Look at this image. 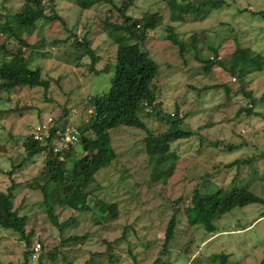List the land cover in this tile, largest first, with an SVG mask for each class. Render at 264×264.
Listing matches in <instances>:
<instances>
[{"label": "rangeland", "instance_id": "obj_1", "mask_svg": "<svg viewBox=\"0 0 264 264\" xmlns=\"http://www.w3.org/2000/svg\"><path fill=\"white\" fill-rule=\"evenodd\" d=\"M23 1L0 0V21L18 11ZM74 1H41L47 6L54 3L65 25L59 19H42L34 28L17 30L18 37L22 35L29 40L34 38L32 31L37 26L41 29L38 38L43 40L45 49L36 47L29 51L26 48L27 55L32 52L30 67H40L46 77H51L49 88L23 86L0 93V189L5 190L13 180L19 183L14 205L27 204L20 212L28 215L29 228L37 229L38 239L42 240L46 250L57 245L61 238L47 218L43 194L25 186V181L36 176L42 168L44 155H36L33 161L26 163L23 137L32 133L39 119L47 115L60 116L62 105L74 111L78 119H87L92 109L90 99L108 91L115 72V46L98 21L108 6H103L100 11L94 8L81 11L72 5ZM188 1L134 0L128 11L136 17L144 12H157L162 18L161 24L142 44L158 65L154 83L160 110L173 113L179 108L180 114L192 112L185 116L180 127L192 130L194 134L171 143V152L177 156L173 174H161L151 179L143 141L145 130L124 125L112 129L111 144L116 158L98 173L97 182L102 189L97 193L118 203L119 218L98 226L93 223L91 213H76L77 221L65 235L87 231L90 237L74 246H61L64 255L60 253L54 262L42 259L43 264H82L91 252L101 254L90 264H152L157 257H160L157 264H218L222 253L228 254L227 264H264V216L260 217L264 214V203L237 206L215 218V232H207L201 225H188L184 214L178 213L180 223L168 245V252L160 255L167 222L177 206L174 200L182 199L181 206L189 204L194 189L205 193L245 186L264 201V155L260 154L264 151V67L246 77L240 75V79L231 77V70H225L219 64L204 74L192 48L185 54V60L179 54L178 46L164 38L168 24L175 27L180 38L197 32L206 38L205 44L197 45L201 55L211 57L214 49L209 46H218V58L224 65H228L236 39V44L250 45L264 54V18L253 15V11H264V0H225L202 21H171L175 6ZM48 10L49 7L46 12ZM70 32L75 33L77 39L87 37L91 51L86 52L88 47L83 51L76 49ZM260 64L264 65L263 60ZM222 81L233 93L247 84V89L253 91L251 98L259 100L258 104L255 101V110L259 114H236L240 104L249 100L241 93L235 96L232 93L228 100L223 88L211 89L201 96L196 89L204 83ZM19 108L23 109L17 110ZM146 111L151 112V109ZM143 119L151 131L165 129L159 117L144 116ZM87 134L91 131L81 134L78 130L75 151L65 161L68 173L74 158L85 154L80 139ZM224 143H234L238 147L223 149L220 146ZM234 161L244 162L222 166ZM20 163L24 165L7 173ZM36 178L41 181L42 176ZM87 200L93 206L92 197ZM53 205L59 220L73 213L64 201L55 199ZM104 220H108L107 215ZM108 243L109 251L113 253L111 259L106 253ZM24 251L25 244L19 235L0 226V264H23ZM36 257L28 259V263L38 264Z\"/></svg>", "mask_w": 264, "mask_h": 264}, {"label": "trees", "instance_id": "obj_2", "mask_svg": "<svg viewBox=\"0 0 264 264\" xmlns=\"http://www.w3.org/2000/svg\"><path fill=\"white\" fill-rule=\"evenodd\" d=\"M41 1L24 0L18 11L0 21V93L12 92L23 86L41 87L44 90H47L50 86L51 80L49 79L51 77H46L40 67H30L29 57L32 52L27 55L28 50L31 48L41 47L45 49L43 40L40 41L38 38L41 29L37 26L32 31L33 39L28 40L25 36H17L18 29L34 28L36 22L42 19L48 21L59 19L65 25V21L58 13L56 5L54 3L50 6L42 5ZM50 1L53 2V0ZM224 3L225 0H189L183 5L179 3L180 5L175 6L174 15L172 14L170 20L182 22L202 21L212 10L220 8ZM72 5L77 6L81 11L91 8L100 11L103 6H108L105 8L104 16L99 17L98 21L102 26V30L110 35L113 41L112 44L115 46L113 60L115 72L111 78L108 91L90 99L89 104L92 109L89 111L87 119L82 117L78 119V115L75 113L74 118L76 120L74 121L73 119L74 125L81 134L85 131H91V134H87L80 139V144L85 154L74 158L69 173L65 161L75 151V145L54 152L53 146L55 143L53 137L48 138L46 145H41L33 140L31 134L23 137L25 151L23 160L26 163L33 161L36 155H44L42 168L36 176L25 181L27 183L25 186L26 188L31 186L32 190H37L43 194L47 218L61 238L57 245L46 250L42 240L38 239L37 229L32 226L29 228L28 215L20 212L21 208L27 204H22L19 207L14 205L16 188L19 183L13 180L11 185L5 190L0 189V226L16 232L19 235V239L24 241L25 258L23 264H29L28 259L31 260L33 257L35 240H39L38 242L41 245L36 257L38 264H43L42 259L45 260L46 258L54 262L60 253L64 255L65 251L61 250V246L62 248L67 245L74 246V244L83 243L87 240L90 237V233L87 231L83 234L68 233L65 235L68 228L76 223V213H91L93 223L98 226H103L105 223L119 218L118 203L114 200L105 199L97 193V190L102 189V186L97 182L98 173L108 168L116 158L115 150L111 144L110 131L112 129L124 125L142 128L146 131L143 141L145 152L148 156L146 165L150 168L151 179L156 176L159 177L161 174L162 176L173 174L177 156L171 152V143L194 134L192 130L180 127L184 122L185 116L192 112L180 114V109L176 108L173 113H170L164 109L160 110V103L157 102L154 78H156L158 72V65L150 58L148 51L144 49L142 44L147 35L161 24L162 18L160 14L157 12H144L137 17L131 15L128 11L134 5V0H75ZM47 7H49L48 12H46ZM253 15H259L264 18V11H253ZM99 16L101 15L99 14ZM78 18L83 20L80 16ZM165 28H167L168 33L164 38L169 40L171 44L178 46L181 57H186L185 54L191 50L189 48L193 49L194 56L200 61L204 74H207L213 65L219 64L225 67V70H231V77L240 79V75H245L244 77H246L248 74L262 70L264 67L263 64H260L262 60L264 63V54L260 50H253L250 45L236 44L237 39L235 40V49L231 53L228 65H224L222 59L218 58V46H209L210 49H214L213 51L211 50L214 53L211 57H203L201 50L197 49L198 44H205V36L200 37L201 34L193 32L191 35L180 38L173 25L168 24ZM69 35L74 37L73 41L76 49L83 51L88 47L87 37L86 39L85 37L77 39V35L71 32ZM26 47H28V50ZM90 51L88 47L86 52ZM184 59L186 60V58ZM246 86L247 84H243L233 90L235 94L231 92L230 86L223 81L216 84L204 83L196 89L200 91L201 96L211 89L223 88L228 100L231 99L233 94L235 96L236 93H241L244 98L249 100L243 105L240 104L236 114L258 115L259 113L255 110V101L258 104L259 100L251 98L253 91L252 89H247ZM148 108L151 109V112L146 111ZM61 109L63 115L70 114L68 106L62 105ZM80 115L83 116V114ZM144 116L159 117L162 120L160 122L165 125V129H159V132L151 131L144 122ZM215 143L219 145V143ZM220 147L223 149H235L238 145L224 143ZM260 154L264 155V151H261ZM253 157L251 158L253 159ZM243 162L221 163H223L222 166L230 167ZM23 165V163H20L13 167L14 170L12 169L7 173L11 174L15 172L17 167L20 168ZM38 175L42 176L41 181L36 178ZM89 197H92L93 206L88 203L87 199ZM55 199L59 202L64 201L75 215L70 213L71 215L69 214L65 216L66 218L59 220L54 211L53 201ZM181 200H174L177 206L173 209V214L167 222L160 255H166L168 252V245L173 239L177 225L180 223L177 218L178 213L184 214L188 225H201L207 232H215L216 226L213 223L215 218L237 206L242 207L249 203H264L260 196L248 190L245 186L231 189L220 188L216 191L205 193L194 189L189 204L181 206ZM105 215L108 216L107 221H103ZM263 216L264 214L260 217ZM109 249L110 244L108 243L106 253L111 259L113 258V253ZM98 254H101V252H91L89 259L82 264H90ZM159 258L157 257L152 264H157ZM219 258L218 264H227L228 254L222 253Z\"/></svg>", "mask_w": 264, "mask_h": 264}, {"label": "built area", "instance_id": "obj_3", "mask_svg": "<svg viewBox=\"0 0 264 264\" xmlns=\"http://www.w3.org/2000/svg\"><path fill=\"white\" fill-rule=\"evenodd\" d=\"M75 117V112L70 111L69 115L56 117L54 115H47L41 119L32 130V138L41 145H46L47 140L53 137L55 145L53 151L58 152L59 149H67L75 145L78 141V130L72 121ZM41 248L38 241L33 244V256H36Z\"/></svg>", "mask_w": 264, "mask_h": 264}]
</instances>
